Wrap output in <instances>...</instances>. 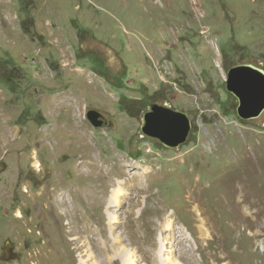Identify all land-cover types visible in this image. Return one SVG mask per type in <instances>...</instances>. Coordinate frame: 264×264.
<instances>
[{"label": "rangeland", "instance_id": "rangeland-1", "mask_svg": "<svg viewBox=\"0 0 264 264\" xmlns=\"http://www.w3.org/2000/svg\"><path fill=\"white\" fill-rule=\"evenodd\" d=\"M241 63L264 68V0H0V264H264L227 187L264 194V112L226 88ZM154 102L188 113L179 147L143 133Z\"/></svg>", "mask_w": 264, "mask_h": 264}, {"label": "water", "instance_id": "water-1", "mask_svg": "<svg viewBox=\"0 0 264 264\" xmlns=\"http://www.w3.org/2000/svg\"><path fill=\"white\" fill-rule=\"evenodd\" d=\"M226 88L236 96L237 112L241 118L254 119L263 114L264 68L254 63L231 66L227 71ZM87 116L95 126L105 127L111 122L97 109H90ZM191 129L188 113L167 103H152L143 116V133L167 147L176 148L185 143Z\"/></svg>", "mask_w": 264, "mask_h": 264}, {"label": "bare ground", "instance_id": "bare-ground-1", "mask_svg": "<svg viewBox=\"0 0 264 264\" xmlns=\"http://www.w3.org/2000/svg\"><path fill=\"white\" fill-rule=\"evenodd\" d=\"M245 179H248L247 181H241V177L230 180L227 183L228 190L231 191V200L233 201V206L237 209H239V206L243 204L246 200L250 201V207L257 206V208L254 211H248L245 209V205L249 207L248 204L242 205L243 210L245 214L252 219L251 226L253 235H258L261 231L264 230V219H259V215L264 211V207L260 205V201L264 199V194L261 193L257 186H254L250 180H249V174L248 176H242ZM121 189L117 188L112 191L111 198H110V205H118L119 198L121 196ZM234 193V194H233ZM245 196V198H243ZM230 210V209H229ZM232 210V209H231ZM20 214V213H18ZM239 214V212L236 214V216ZM241 214V213H240ZM108 216L112 221H115L117 218L113 213L108 212ZM235 223V222H234ZM243 225V224H242ZM240 227V226H239ZM201 230V228H200ZM201 234H203V231H200ZM182 240H186L185 236ZM163 245V244H162ZM163 250V246L160 249ZM185 253L189 256V264H193L194 261L192 259L193 256V249L190 246H186L184 249ZM183 252V251H182ZM123 253V252H122ZM118 257L121 258L123 264H137V260L133 254V252H130V250L127 252H124V256L120 255V252L118 253ZM185 256V255H184ZM164 264H180L179 261L175 258V256L168 252L164 255Z\"/></svg>", "mask_w": 264, "mask_h": 264}, {"label": "flooded vegetation", "instance_id": "flooded-vegetation-1", "mask_svg": "<svg viewBox=\"0 0 264 264\" xmlns=\"http://www.w3.org/2000/svg\"><path fill=\"white\" fill-rule=\"evenodd\" d=\"M0 174H1V172H0Z\"/></svg>", "mask_w": 264, "mask_h": 264}]
</instances>
